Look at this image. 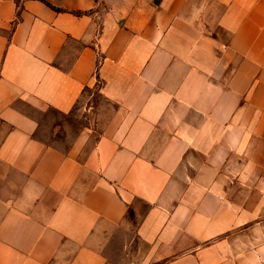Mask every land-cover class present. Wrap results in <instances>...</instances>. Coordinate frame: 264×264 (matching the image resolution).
<instances>
[{"label": "crops", "instance_id": "obj_1", "mask_svg": "<svg viewBox=\"0 0 264 264\" xmlns=\"http://www.w3.org/2000/svg\"><path fill=\"white\" fill-rule=\"evenodd\" d=\"M0 264H264V0H0Z\"/></svg>", "mask_w": 264, "mask_h": 264}, {"label": "rangeland", "instance_id": "obj_2", "mask_svg": "<svg viewBox=\"0 0 264 264\" xmlns=\"http://www.w3.org/2000/svg\"><path fill=\"white\" fill-rule=\"evenodd\" d=\"M94 102L98 103L101 102L100 96L98 94L97 89L93 90H86L84 94L82 95V98L79 100L78 104L76 105V108L72 113L66 116H61L56 113H51L50 117L53 119L56 123L53 125V135L48 136V133L45 132V130H41L38 133L39 138L42 140H45L47 142H52L56 145L63 146V135L57 132L60 130V127H62V124L67 122L69 123V127H78L81 126L83 120L79 118V112L78 110L85 106V103Z\"/></svg>", "mask_w": 264, "mask_h": 264}]
</instances>
